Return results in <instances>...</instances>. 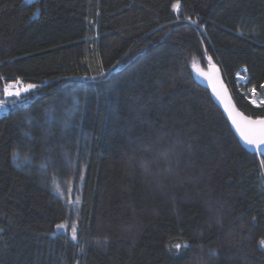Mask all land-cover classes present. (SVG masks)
Returning <instances> with one entry per match:
<instances>
[{
  "label": "trees",
  "instance_id": "obj_1",
  "mask_svg": "<svg viewBox=\"0 0 264 264\" xmlns=\"http://www.w3.org/2000/svg\"><path fill=\"white\" fill-rule=\"evenodd\" d=\"M211 66L264 119V0H0V91L38 86L0 118V264H264V155Z\"/></svg>",
  "mask_w": 264,
  "mask_h": 264
},
{
  "label": "snow or ice",
  "instance_id": "obj_2",
  "mask_svg": "<svg viewBox=\"0 0 264 264\" xmlns=\"http://www.w3.org/2000/svg\"><path fill=\"white\" fill-rule=\"evenodd\" d=\"M179 3L173 5V8L179 10ZM195 23V21H193ZM16 85H22V81L17 80ZM13 87L12 85H8L5 88L6 94H14L19 97L21 92H27L29 89H35L38 86L35 84H27L21 87H18L15 93L8 92V89ZM261 88L264 89V85H261ZM215 91V88H214ZM252 93L255 94L256 89H251ZM219 94V93H218ZM252 103H256V100H253ZM260 103H264L261 101ZM4 106V101L0 100V108ZM225 110L228 112L229 117L232 120V123L235 125L236 130L239 132L241 138L249 145L254 148V150L261 155H264V119H251L250 117H245L241 113L235 112L228 103H225ZM15 156V154H14ZM262 167H264V160H260L259 162ZM66 225H57V228H65ZM72 239L75 240L77 238V230L73 225L71 228ZM262 246H264V239L259 242Z\"/></svg>",
  "mask_w": 264,
  "mask_h": 264
},
{
  "label": "water",
  "instance_id": "obj_3",
  "mask_svg": "<svg viewBox=\"0 0 264 264\" xmlns=\"http://www.w3.org/2000/svg\"><path fill=\"white\" fill-rule=\"evenodd\" d=\"M193 78L197 85H201L204 89H206L209 92V95H211L215 105L219 107L223 116L227 119L230 127L232 128L234 134L236 135V138L239 139V142L242 148L248 151L252 155H257V156L261 155V154H258L252 146H249L241 138L239 132L236 130L235 125L232 123V120L229 117L228 112L225 110V103H228L229 106L235 112L241 113L245 117H250V116H247L246 114H243L241 110L239 109L238 105H236L234 96L233 94H231V91L228 85L225 83L223 73L220 71V69L217 68L216 66H211L206 71L199 70L197 72H194ZM214 88H215V91H214ZM262 90L264 92V89ZM250 118L255 120V118H252V117Z\"/></svg>",
  "mask_w": 264,
  "mask_h": 264
},
{
  "label": "rangeland",
  "instance_id": "obj_4",
  "mask_svg": "<svg viewBox=\"0 0 264 264\" xmlns=\"http://www.w3.org/2000/svg\"><path fill=\"white\" fill-rule=\"evenodd\" d=\"M35 0H25L26 4H30L32 2H34ZM238 82L240 83L241 88L243 89V86H245L246 80H245V76L244 75H239L238 76ZM8 85H12L13 87L8 89V92L10 93H15V91L17 90L18 87L27 85L25 83H22V85H16L15 82L12 81V83L7 84ZM6 86L3 88V90L0 91V100L4 101V106L2 108H0V118H2V116H5V114H7L9 112V102H13L14 99H18L23 97V95L32 93L34 91V89H29L27 92H21V95L19 97L15 96L14 94H6L5 92V88ZM243 94H246L247 99L249 100L250 104H252L254 107H260L262 105H264V103H260L261 101H264V97L258 95L257 93L253 94L251 89H246V90H242ZM253 100H256V103H252ZM70 201V200H68ZM67 229V225L65 228H59L58 232L59 233H63L65 232Z\"/></svg>",
  "mask_w": 264,
  "mask_h": 264
},
{
  "label": "bare ground",
  "instance_id": "obj_5",
  "mask_svg": "<svg viewBox=\"0 0 264 264\" xmlns=\"http://www.w3.org/2000/svg\"><path fill=\"white\" fill-rule=\"evenodd\" d=\"M244 69V68H243ZM243 69H241L239 72V75H243L244 73L242 72L243 71ZM195 71V70H194ZM194 73V72H193ZM233 131V130H232Z\"/></svg>",
  "mask_w": 264,
  "mask_h": 264
},
{
  "label": "built area",
  "instance_id": "obj_6",
  "mask_svg": "<svg viewBox=\"0 0 264 264\" xmlns=\"http://www.w3.org/2000/svg\"><path fill=\"white\" fill-rule=\"evenodd\" d=\"M242 72H243V73H247V72H246V69H243V71H242Z\"/></svg>",
  "mask_w": 264,
  "mask_h": 264
}]
</instances>
